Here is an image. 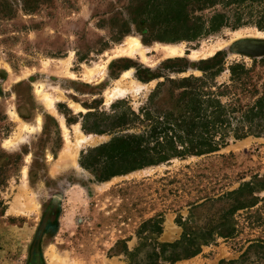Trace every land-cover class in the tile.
I'll return each mask as SVG.
<instances>
[{
    "label": "rangeland",
    "instance_id": "374dc122",
    "mask_svg": "<svg viewBox=\"0 0 264 264\" xmlns=\"http://www.w3.org/2000/svg\"><path fill=\"white\" fill-rule=\"evenodd\" d=\"M154 1L0 0V264H128L141 244L158 264H264V137L163 160L140 140L184 79L255 108L264 0L198 12L245 25L178 42L143 22Z\"/></svg>",
    "mask_w": 264,
    "mask_h": 264
},
{
    "label": "trees",
    "instance_id": "16d2710c",
    "mask_svg": "<svg viewBox=\"0 0 264 264\" xmlns=\"http://www.w3.org/2000/svg\"><path fill=\"white\" fill-rule=\"evenodd\" d=\"M150 6L152 9H145L149 15L148 19L143 20L145 24H159L170 34L167 41H192L203 35L215 33L224 27L232 29L239 28L243 25L238 7L231 9L233 21L228 17L226 12H214L208 19L202 15H197L207 8H214L221 4L225 8L239 5L240 0H155ZM259 28H264V21L260 22ZM236 68V67H235ZM233 68V69H235ZM181 83L184 84L182 92L178 96H170L168 103L162 105L152 104L153 107H147L145 111L146 120L155 119L151 125V130L145 131L140 140L152 141L159 149L157 153L163 160L170 156L168 152L203 155L218 151L226 144V140L232 137L235 140H241L248 136L264 137V94L256 100L255 108L244 112L239 100L236 108L230 106L231 111L226 105L221 104L219 95L214 96L203 91V80L188 78ZM254 92L257 91L254 89ZM231 113L238 114L237 117L231 118ZM135 114L133 119L137 120ZM139 120V119H138ZM133 122V120H131ZM234 121V122H233ZM251 127L246 130L245 124ZM136 143V141H134ZM120 145L119 140L112 141L105 149L116 148ZM180 146V147H178ZM150 225L153 231L160 233V222L154 221L149 224L145 223L143 229ZM141 232H139V235ZM146 245V244H145ZM169 245L168 247H174ZM165 246V247H164ZM142 247L140 245L132 252H126L128 264H158L159 258H162V252L156 253L154 248L151 252L141 255ZM166 248L167 245L157 246ZM168 258L171 262L175 261L176 255L172 251ZM195 252L189 255H194ZM164 261V260H163Z\"/></svg>",
    "mask_w": 264,
    "mask_h": 264
},
{
    "label": "bare ground",
    "instance_id": "6f19581e",
    "mask_svg": "<svg viewBox=\"0 0 264 264\" xmlns=\"http://www.w3.org/2000/svg\"><path fill=\"white\" fill-rule=\"evenodd\" d=\"M129 50H134V49H138V44L137 42H130L129 43ZM166 54L167 55H174L176 53V46H165L163 47ZM126 93V89L125 88H117L115 90L112 91V93H110V97L111 98H115L117 96H124V94ZM81 140V139H80Z\"/></svg>",
    "mask_w": 264,
    "mask_h": 264
}]
</instances>
